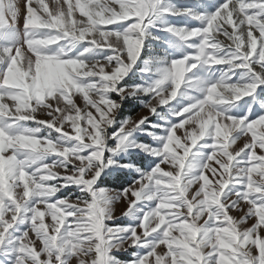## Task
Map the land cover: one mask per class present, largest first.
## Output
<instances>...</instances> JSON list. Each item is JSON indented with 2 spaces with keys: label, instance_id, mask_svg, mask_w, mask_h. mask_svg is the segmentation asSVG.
Here are the masks:
<instances>
[{
  "label": "snow or ice",
  "instance_id": "1",
  "mask_svg": "<svg viewBox=\"0 0 264 264\" xmlns=\"http://www.w3.org/2000/svg\"><path fill=\"white\" fill-rule=\"evenodd\" d=\"M0 264H264V0H0Z\"/></svg>",
  "mask_w": 264,
  "mask_h": 264
},
{
  "label": "rangeland",
  "instance_id": "2",
  "mask_svg": "<svg viewBox=\"0 0 264 264\" xmlns=\"http://www.w3.org/2000/svg\"><path fill=\"white\" fill-rule=\"evenodd\" d=\"M18 2L20 3L21 6V14L23 13V3L24 0H18ZM48 2H50V0H48ZM21 23H22V16H21ZM79 103V101H78ZM124 114L125 115H131L133 116V118L135 119H139L141 116H145L148 115L146 110H141L139 105H127L125 106L124 109ZM242 146V142H238V144L234 147H239ZM137 163L138 166H143L145 161L141 160V159H137L135 161ZM166 169V166H163ZM129 183V179L128 178H111L109 180H106L104 182V184L102 186L104 187H108V188H112V189H116L117 191H119L120 189H122L123 187H126ZM126 208V204L123 202V200H121L120 202H118L117 204L114 205V216L115 217H120L122 212L125 210ZM231 215L236 216L237 218H239L240 215H242L243 213H237V212H230ZM116 223H125V221L123 220H116ZM249 223H251V221H249ZM118 258L120 259H129L130 257L127 254H117Z\"/></svg>",
  "mask_w": 264,
  "mask_h": 264
}]
</instances>
